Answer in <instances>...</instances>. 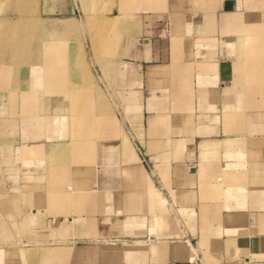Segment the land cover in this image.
Returning a JSON list of instances; mask_svg holds the SVG:
<instances>
[{
	"label": "crops",
	"instance_id": "0c3cea01",
	"mask_svg": "<svg viewBox=\"0 0 264 264\" xmlns=\"http://www.w3.org/2000/svg\"><path fill=\"white\" fill-rule=\"evenodd\" d=\"M263 1L222 0L214 25L210 15L160 7L136 24L101 28H140L122 49L125 136L98 148L90 213L55 217L51 198H18V264H264V37L231 35L261 23ZM138 2L127 0L133 9ZM11 123L0 118V163L41 145L53 158L46 170L59 173L81 168L93 149L48 137L37 123L26 133L21 119ZM58 153L72 154L71 165L58 164ZM16 200L1 198L0 231Z\"/></svg>",
	"mask_w": 264,
	"mask_h": 264
},
{
	"label": "rangeland",
	"instance_id": "374dc122",
	"mask_svg": "<svg viewBox=\"0 0 264 264\" xmlns=\"http://www.w3.org/2000/svg\"><path fill=\"white\" fill-rule=\"evenodd\" d=\"M138 1L136 7L134 5L137 9H133V6L128 5L127 0H0V19L10 20L11 23L16 24L22 20L23 16L24 18L27 16V18L37 20L44 25L43 33L46 34L47 40H53L55 44L56 42L61 44L60 41L63 40V43H71L69 50L74 58L73 61L75 62L76 59L79 67L84 70V73L82 72L81 77H79V80H83V83L86 84L83 85L82 83L84 92L95 96L96 91H99L103 100L99 102V104L103 103L99 105L102 109L99 107V109L88 108L86 110L84 113V131L78 134L77 125L72 123V119L69 121V116L72 117L71 111L63 110L64 103L65 105L69 104V97L72 93L65 90L47 91L41 76L39 62L35 61L32 63L33 66L24 68L25 76L15 80L16 82H11L12 77L10 75L4 77L6 81L0 82V118H3L6 123H14L15 119H21L25 133L27 129L34 127V124L37 123L41 125H38L40 132L45 128L47 129L48 137L58 138L59 141H66V143L80 142L93 146L89 155L85 156V163L81 165V168L74 164L71 165L74 159L72 154H56L55 159L58 164L71 165L59 173L46 170V164H48L47 167H50L53 158L49 147L44 146L27 157L23 155L14 156L9 158L8 162L0 163V200L8 196L17 199L12 206L13 212L9 215V225L3 221V227L0 231V264H18V244L22 243V238L20 236L18 238V212L22 208L20 200L18 204V198L38 197L49 198V200L51 198L54 202H51V208L49 207L50 214L55 217L80 218L84 214L90 213V209L94 207L96 201L94 177L98 148L101 144L117 141L125 136L124 120L128 109L121 91L127 89L129 83L125 76L120 75L126 71L122 64V49L125 40L134 34L136 35L140 28L136 27L134 31L130 28L131 32L129 29H122L119 32L116 30L111 34L112 29H104L102 32V29L95 24L96 21L105 20L108 23H113L127 16V20L136 24L140 22L143 12L160 10L162 7L175 15H191V13L210 15L211 18L208 22L214 25L216 23L215 12L220 8L222 2V0ZM249 3L247 4L250 5ZM20 5L24 7L25 12H19ZM248 5L247 10H250ZM262 8L264 10V1ZM248 15L254 16L252 13H248ZM257 15L261 23L255 26L244 23V26H247L245 32H232L231 35L264 37V12H259ZM66 21H74L78 25L71 27V34L63 37L59 26ZM250 26L253 27L250 28ZM98 33H103V35L97 37ZM224 34L221 33L220 35ZM170 35L173 37L174 32L172 31ZM165 36L169 37L168 34ZM97 40L99 42L101 40L99 49L96 48V42H94ZM262 48L264 52V47ZM41 49L42 46H38L35 51H41ZM36 82L40 84V87L36 85ZM131 82L133 81L131 80ZM139 83L135 80L134 84L137 86ZM131 85L133 84L131 83ZM39 90L41 91L37 92ZM26 97L36 98L32 103H29L26 102ZM29 104H33L32 110L26 107ZM133 105H138V101H134ZM135 107L131 109V112L136 115L134 120L137 124L139 120L137 115L141 113V109ZM54 111H56L55 116ZM64 114L68 115L67 122L56 123L57 117ZM51 115L54 116V119L56 118L55 122L54 120L51 121ZM98 116L103 119V126L97 125L96 131H94L91 127L94 128L93 120ZM6 127L7 133H9L7 137H15L17 134L16 126L6 125ZM53 128L56 133L53 132ZM141 129L143 130V126ZM135 130H137V126ZM44 136L38 135V142L49 141L48 143H50V138L45 140ZM42 137L43 139H41ZM136 152H139L137 146H135L134 153ZM108 159V164L116 163L114 159ZM76 194L80 196H78V200L74 196ZM70 197L72 198L68 199ZM6 206L0 203L1 219L5 218Z\"/></svg>",
	"mask_w": 264,
	"mask_h": 264
},
{
	"label": "bare ground",
	"instance_id": "6f19581e",
	"mask_svg": "<svg viewBox=\"0 0 264 264\" xmlns=\"http://www.w3.org/2000/svg\"><path fill=\"white\" fill-rule=\"evenodd\" d=\"M227 2L230 4L231 8L229 11L234 10L233 1ZM21 5L23 6L22 3ZM21 5L19 8V12H25V10L23 9L24 7H22ZM126 18L127 16L118 19L116 23H114V26H124V24L129 22V20H127ZM21 19L22 20L18 21V23L16 24L11 23L10 20L8 21L6 19H0V82L6 81L4 77L7 75H10L12 77L11 82H16L15 80H19L25 76L24 68L33 66L32 63L35 61L39 62V66L41 68V76L43 77L46 85V88H44L49 92L65 90L66 92L72 93L71 97H69V104L65 105L64 103L63 110L65 111L67 109V111H71L72 117L69 116V121L72 119V123L74 125H77V129L84 127V113L86 112V110L88 108H95V103H97L96 105L99 109V105L103 104H99V102L103 100L102 97L97 96V98H94L90 95L85 94L84 88L82 86L83 81L79 80V77H81L82 75L81 67H79L76 59V63L73 61L74 58L71 56L72 54L69 50L71 43H63V40L60 41L62 42L61 44L59 42H56L55 44L53 40L46 39V34L43 33V30L45 29L42 23L34 19H29L27 18V16H25V18L23 16ZM95 24H97L100 28L108 26V23L105 20L96 21ZM76 25L78 24H76V22L74 21L63 22L59 26L62 36L66 37L67 35H70L71 27ZM96 36L99 37L102 36V34L98 33ZM94 42H96V48H98L100 46L101 40L100 42L99 40ZM38 46H42L41 51H35V48ZM84 84L85 83H83V85ZM36 85L40 87V84L38 82H36ZM40 91L41 90L37 92ZM47 91L45 92L47 93ZM30 98L31 97H26V102L32 103L36 97L31 99ZM26 107L29 109L31 108V110L34 108L32 104L26 105ZM55 112L56 111H54V116L56 114ZM54 116L52 117L51 115V121L54 119ZM67 116L68 115L65 114L60 115L57 117V119L62 124L67 122ZM37 148H42V146L39 145V147Z\"/></svg>",
	"mask_w": 264,
	"mask_h": 264
},
{
	"label": "water",
	"instance_id": "95a60500",
	"mask_svg": "<svg viewBox=\"0 0 264 264\" xmlns=\"http://www.w3.org/2000/svg\"><path fill=\"white\" fill-rule=\"evenodd\" d=\"M230 4L228 2H226V10H230Z\"/></svg>",
	"mask_w": 264,
	"mask_h": 264
}]
</instances>
